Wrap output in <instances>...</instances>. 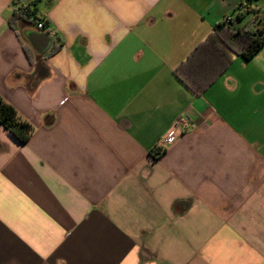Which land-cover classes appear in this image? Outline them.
<instances>
[{
    "label": "crops",
    "instance_id": "crops-1",
    "mask_svg": "<svg viewBox=\"0 0 264 264\" xmlns=\"http://www.w3.org/2000/svg\"><path fill=\"white\" fill-rule=\"evenodd\" d=\"M245 2L0 0V264H264V44L174 72Z\"/></svg>",
    "mask_w": 264,
    "mask_h": 264
},
{
    "label": "trees",
    "instance_id": "trees-1",
    "mask_svg": "<svg viewBox=\"0 0 264 264\" xmlns=\"http://www.w3.org/2000/svg\"><path fill=\"white\" fill-rule=\"evenodd\" d=\"M249 2L239 3L232 12L233 17H226L214 25L207 37L197 44L191 53L174 70L175 75L196 94H201L209 84L231 62L233 54H241L245 58L252 57L264 44V9H258ZM259 10V20L251 29L236 25L246 13ZM39 19L28 5L13 9L10 26L15 22ZM37 23V22H36ZM45 25V24H44ZM55 49V46L52 50ZM0 124L20 141L29 135L32 126L20 120L15 109L0 96Z\"/></svg>",
    "mask_w": 264,
    "mask_h": 264
},
{
    "label": "built area",
    "instance_id": "built-area-1",
    "mask_svg": "<svg viewBox=\"0 0 264 264\" xmlns=\"http://www.w3.org/2000/svg\"><path fill=\"white\" fill-rule=\"evenodd\" d=\"M37 28L42 29L43 32L47 34H53V31L47 28L42 21H39L36 23ZM179 122L186 124V121L181 118ZM175 139L174 135L172 133H167L164 136H162L159 141L158 145L162 148L165 147L166 145L170 144L173 140Z\"/></svg>",
    "mask_w": 264,
    "mask_h": 264
},
{
    "label": "rangeland",
    "instance_id": "rangeland-1",
    "mask_svg": "<svg viewBox=\"0 0 264 264\" xmlns=\"http://www.w3.org/2000/svg\"><path fill=\"white\" fill-rule=\"evenodd\" d=\"M253 19H255L254 16H253V12L246 13L244 18L237 22L238 26L247 24L248 21L253 20Z\"/></svg>",
    "mask_w": 264,
    "mask_h": 264
},
{
    "label": "water",
    "instance_id": "water-1",
    "mask_svg": "<svg viewBox=\"0 0 264 264\" xmlns=\"http://www.w3.org/2000/svg\"><path fill=\"white\" fill-rule=\"evenodd\" d=\"M45 33V32H44Z\"/></svg>",
    "mask_w": 264,
    "mask_h": 264
}]
</instances>
